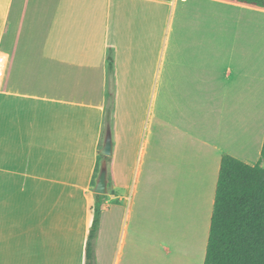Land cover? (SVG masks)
Instances as JSON below:
<instances>
[{
    "label": "crops",
    "instance_id": "obj_1",
    "mask_svg": "<svg viewBox=\"0 0 264 264\" xmlns=\"http://www.w3.org/2000/svg\"><path fill=\"white\" fill-rule=\"evenodd\" d=\"M0 57V264H84L110 89L112 191L95 264L141 263V182L165 185L171 200L209 196L212 211L221 156L259 160L263 8L0 0ZM240 110L260 131L238 150L224 126Z\"/></svg>",
    "mask_w": 264,
    "mask_h": 264
},
{
    "label": "trees",
    "instance_id": "obj_2",
    "mask_svg": "<svg viewBox=\"0 0 264 264\" xmlns=\"http://www.w3.org/2000/svg\"><path fill=\"white\" fill-rule=\"evenodd\" d=\"M264 9V0H232ZM113 107L112 90L104 114L109 130ZM108 162L109 158L100 155ZM264 138L258 162L247 165L222 155L205 249L204 264H264ZM99 169H97L98 173ZM107 187L111 179L107 173ZM104 195H95L93 221L85 245L84 264L94 263L96 237Z\"/></svg>",
    "mask_w": 264,
    "mask_h": 264
},
{
    "label": "rangeland",
    "instance_id": "obj_3",
    "mask_svg": "<svg viewBox=\"0 0 264 264\" xmlns=\"http://www.w3.org/2000/svg\"><path fill=\"white\" fill-rule=\"evenodd\" d=\"M240 111L238 119L228 118V126H224L232 132V147L238 150L255 143L260 131L257 119L253 120L246 110ZM165 187L153 182L139 184L140 264H204L210 197L199 202L171 200L165 196ZM129 237H134L133 229Z\"/></svg>",
    "mask_w": 264,
    "mask_h": 264
},
{
    "label": "water",
    "instance_id": "obj_4",
    "mask_svg": "<svg viewBox=\"0 0 264 264\" xmlns=\"http://www.w3.org/2000/svg\"><path fill=\"white\" fill-rule=\"evenodd\" d=\"M100 155H102L104 158H108L112 155V140L109 130H107L105 133L102 148L100 149ZM107 192V163L105 160H102L93 188V193L96 195H106Z\"/></svg>",
    "mask_w": 264,
    "mask_h": 264
},
{
    "label": "built area",
    "instance_id": "obj_5",
    "mask_svg": "<svg viewBox=\"0 0 264 264\" xmlns=\"http://www.w3.org/2000/svg\"><path fill=\"white\" fill-rule=\"evenodd\" d=\"M2 64H3V58L0 57V71H1V66H2Z\"/></svg>",
    "mask_w": 264,
    "mask_h": 264
}]
</instances>
